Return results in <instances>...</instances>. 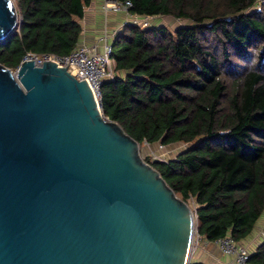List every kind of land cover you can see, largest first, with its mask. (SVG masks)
I'll return each mask as SVG.
<instances>
[{"label":"trees","instance_id":"obj_1","mask_svg":"<svg viewBox=\"0 0 264 264\" xmlns=\"http://www.w3.org/2000/svg\"><path fill=\"white\" fill-rule=\"evenodd\" d=\"M14 1L19 27L0 42V63L13 70L27 53L75 49L94 0ZM130 1L131 13L190 24H125L102 112L140 145L191 144L175 159L146 161L194 199L203 238L242 242L264 215V0ZM251 253L264 264V240Z\"/></svg>","mask_w":264,"mask_h":264},{"label":"water","instance_id":"obj_2","mask_svg":"<svg viewBox=\"0 0 264 264\" xmlns=\"http://www.w3.org/2000/svg\"><path fill=\"white\" fill-rule=\"evenodd\" d=\"M0 0V42L19 27ZM0 63V264H189L195 211L55 61Z\"/></svg>","mask_w":264,"mask_h":264},{"label":"built area","instance_id":"obj_3","mask_svg":"<svg viewBox=\"0 0 264 264\" xmlns=\"http://www.w3.org/2000/svg\"><path fill=\"white\" fill-rule=\"evenodd\" d=\"M132 5L130 0H106L102 9L105 11L127 12L130 17L128 23L149 26L150 22L148 18H151V16H140L131 13L130 8ZM141 17H143V19H140ZM102 40L105 41L103 50H99L98 44L86 45L80 43L65 56L49 53H27L23 60H32L39 65L46 61H55L58 65L67 67L68 71L78 80H86L88 82L97 103L101 105L104 82L115 76L113 60L111 58L113 42H108L107 37L102 38ZM195 229L193 242L196 240L199 244V240L201 241L203 237L200 235L198 229ZM213 242L218 245L222 253L234 256L236 264H255L251 260L252 253L250 249L246 245L235 240L231 235L219 237Z\"/></svg>","mask_w":264,"mask_h":264},{"label":"crops","instance_id":"obj_4","mask_svg":"<svg viewBox=\"0 0 264 264\" xmlns=\"http://www.w3.org/2000/svg\"><path fill=\"white\" fill-rule=\"evenodd\" d=\"M106 0H94L85 10L82 20L83 33L81 44H98L99 50H103L105 41L102 38L107 37L108 42H113L117 33L128 23L129 15L127 12L105 11L102 6ZM115 67V63L113 62ZM261 225V226H260ZM264 240V215L256 224L253 232L241 243L246 245L250 251L256 248ZM190 263L198 264H236L234 256L222 253L218 245L205 238L201 240L199 246L193 253Z\"/></svg>","mask_w":264,"mask_h":264},{"label":"rangeland","instance_id":"obj_5","mask_svg":"<svg viewBox=\"0 0 264 264\" xmlns=\"http://www.w3.org/2000/svg\"><path fill=\"white\" fill-rule=\"evenodd\" d=\"M14 3H15V1H14ZM257 4L259 5V2ZM140 19H143V17H141ZM148 20L150 22L149 24L168 25L172 28L178 27L181 25H189L190 24L189 20L178 19V18H175L172 16H154V17L148 18ZM142 21H144V20H142ZM13 71L15 72V70H13ZM190 145L191 144L184 143V142H177V143H172L169 145H162L160 142H156V143L144 142L143 144L140 145V155L142 156V158L145 162H147L146 161L147 158L151 159V161H156V160L169 161L171 159H175L178 156V154H180L181 152H183L184 150L189 148ZM147 163L150 164L149 162H147ZM186 202L196 213L194 199L191 198V199L187 200ZM196 221L197 220H196V215H195V224H196ZM196 228H197V226H196ZM200 243H201V241L199 240V244ZM199 244L197 243L196 240L193 242L191 259L193 258L192 257L193 253H194L195 249L199 246Z\"/></svg>","mask_w":264,"mask_h":264},{"label":"bare ground","instance_id":"obj_6","mask_svg":"<svg viewBox=\"0 0 264 264\" xmlns=\"http://www.w3.org/2000/svg\"><path fill=\"white\" fill-rule=\"evenodd\" d=\"M26 61H29L28 59L26 60ZM37 64V63H36ZM37 65H39V64H37ZM41 65V64H40ZM13 74H14V76H16V72H13Z\"/></svg>","mask_w":264,"mask_h":264}]
</instances>
